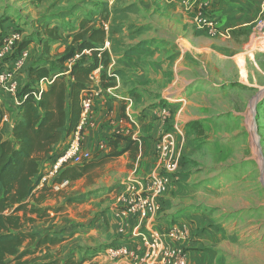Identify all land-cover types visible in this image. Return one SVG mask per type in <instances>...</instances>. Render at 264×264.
<instances>
[{"label":"crops","instance_id":"1","mask_svg":"<svg viewBox=\"0 0 264 264\" xmlns=\"http://www.w3.org/2000/svg\"><path fill=\"white\" fill-rule=\"evenodd\" d=\"M203 2L207 14L221 28L230 30L228 38L210 37L205 31L196 28L192 16L181 5L180 0H115V8L132 5V10L126 15L135 14V27L129 33L131 46L125 49L133 48V52L126 54L125 49H107L105 69L114 70L117 74L114 84L108 86L110 91H103L95 96L87 114L81 145L85 151L91 153V158L83 163L99 160L109 152V141L116 135L138 139V151L134 159L130 151H123L93 167L94 169L90 170L103 171V179L70 196L75 199L73 201H77L76 198L81 196L86 197L81 203H77L80 213L74 217L76 223H73V228L68 231L73 233L76 244L91 247L100 243L106 245L108 241L115 240L114 245L120 244L128 248L135 245L137 248L131 249L138 251L141 248L140 239L131 234L141 224L150 222L163 234L173 225H188L193 229L200 213L193 212V207L187 206L185 199L194 190L182 189L186 186L182 182L179 168L174 174L168 175V187L156 213L141 211L121 217L118 212L123 205L121 196L125 194L124 183L144 178L154 168L155 143L161 134L171 130L174 124L179 123L183 132H186L185 129L191 128V125L197 127L204 123L207 118L201 113L203 99L209 101V93L219 86L228 87L229 79H235L230 72L242 70L236 57L247 51L246 46L252 37L251 24L259 16L261 0ZM126 15L123 19L118 18L119 21H125ZM5 23L1 22L0 26ZM12 25L9 23L0 27V36ZM140 27L142 28L138 31ZM50 39L52 38L44 36L41 45L45 47V42L49 43ZM28 44L23 49L25 66L16 71L19 87L29 80V66L44 59L42 52L35 56L38 58L33 59L27 50ZM90 54H87V59H90ZM6 69H13L10 60L0 63V70ZM243 69L248 70L249 67L245 64ZM239 78L238 76L236 79ZM48 84L49 79L43 78L39 81L38 88L44 89ZM1 117L0 126L6 134L10 133L15 122L21 118L15 96L2 87ZM70 137L71 133L64 137L63 132V138L54 144L52 151L40 161L39 175L46 171L50 162L60 156ZM126 145L125 140L119 141L117 151H122ZM89 171L81 177H85ZM74 181L68 180V190H74ZM50 183L38 184L36 195L49 190L52 185ZM115 183L118 185L111 188ZM91 191L96 192L92 195H82ZM193 196L195 197L196 193L190 197L191 201H194ZM166 242L172 246H186L185 256L190 263L193 251L188 250L189 240L172 242L166 238ZM122 260L124 262L125 258Z\"/></svg>","mask_w":264,"mask_h":264},{"label":"rangeland","instance_id":"2","mask_svg":"<svg viewBox=\"0 0 264 264\" xmlns=\"http://www.w3.org/2000/svg\"><path fill=\"white\" fill-rule=\"evenodd\" d=\"M100 2L115 7V0H0V23L13 24L6 32L20 28L23 38L30 41L27 50L32 58H38L35 56L42 52L43 60L52 68L58 57L72 46V29L80 18L89 14L94 15L92 23L95 25L107 22V31L119 25L120 30L108 40L109 49L124 50L131 46L129 33L135 27V14H127L125 21H119L111 13H99L97 4ZM46 28L55 29L49 43L45 42L47 48L40 43L47 36ZM246 48L244 54L236 57L241 72H230L235 79H229V86H219L209 93V101L203 99L201 113L207 118L204 123L185 129L183 139L175 135L182 143L178 164L186 186L182 189L195 191L185 201L187 206L193 207V212L200 213L193 229L186 225L187 235L179 240H189L188 250L193 251L190 263L186 259L185 264H264V37L252 36ZM254 50L257 51L254 53ZM70 63L68 59L64 64L68 67ZM245 64L248 70L243 69ZM102 177L103 171L90 170L85 177L75 179L72 191L67 189L69 182L58 189L50 185L41 203L60 207V211H51L49 221L25 224V229L36 236L48 234L63 240L25 258L41 261L48 257L63 260L72 256L76 264H126L111 251L121 246L114 245L115 240L90 247L76 244L73 233L68 232L76 223L74 217L80 213L77 207L81 203L69 202L68 197ZM116 185L118 183L110 187ZM193 193L196 196L191 201ZM146 224L138 226L131 235L135 236ZM108 234L106 230L107 237ZM107 246L110 248L104 249ZM169 246L181 248L184 254L187 250L186 246L171 243ZM91 248L96 250L93 256L89 255ZM130 248L137 247L130 245Z\"/></svg>","mask_w":264,"mask_h":264},{"label":"trees","instance_id":"3","mask_svg":"<svg viewBox=\"0 0 264 264\" xmlns=\"http://www.w3.org/2000/svg\"><path fill=\"white\" fill-rule=\"evenodd\" d=\"M97 6L99 13L108 12L119 19L132 10V5L110 8L106 2H100ZM94 18V15L89 14L79 19L78 25L71 31L73 44L58 57L56 66L48 67L43 59L29 66V80L19 88L17 94L21 118L15 122L9 134L0 126V264H76L72 256L63 260L48 257L41 261L25 258L63 240L48 234L36 236L25 229V224L36 220L49 221L51 211H60V207L41 205L44 192L36 195L41 176L39 164L52 151L53 145L63 138V132L66 137L77 126L83 92L89 89L91 72L99 64L96 54L101 53L105 65L108 51L102 43L105 39H112L113 34L120 30L119 25L115 24L106 31L102 23H92ZM45 31L51 38L55 29L46 28ZM29 42L22 39L18 50H23ZM85 49L90 50V59L83 54L70 66H65L68 59ZM132 52L133 48H129L124 53ZM113 73L117 74L114 70ZM43 78H48L49 84L39 89L38 83ZM100 79L103 87L114 84L113 77L103 74ZM121 140H125L127 145L122 151H117V144ZM109 145L110 151L99 160L63 166L55 181L75 180L123 151H130L134 159L138 151V139L130 137L116 135ZM76 199L78 202L83 201L82 197ZM73 200L68 198L69 202ZM95 251V248H91L88 254L93 256Z\"/></svg>","mask_w":264,"mask_h":264},{"label":"built area","instance_id":"4","mask_svg":"<svg viewBox=\"0 0 264 264\" xmlns=\"http://www.w3.org/2000/svg\"><path fill=\"white\" fill-rule=\"evenodd\" d=\"M180 2L192 16L196 28L205 31L210 37L228 38L230 36V30L221 28L207 14L203 0H180ZM107 24V22H102V27L105 30L108 28ZM251 34L256 38L264 37V0L260 2L259 16L251 24ZM22 39V32L19 28H13L0 36V63L10 60L13 66V69L0 70V87L13 94L16 102H18L17 94L20 88L16 71L22 70L25 66L23 50H18ZM108 44L109 41L105 40L103 48L107 50ZM87 53L90 54L88 49L76 53L71 59V63ZM96 57L99 64L91 72L89 89L83 92L79 122L71 132L66 148L56 160L50 162L46 171L41 174L38 181L40 185L51 182L50 184L54 189L60 188L63 184L68 183V180H63L60 183L55 181L63 166L79 165L91 158V153L85 151L81 145L83 126L95 96L103 91H110V87L106 86L103 89L101 86V75L116 78L113 71H106L101 53H97ZM35 96L37 97L36 94ZM175 135L183 136V129L180 124H174L171 130L162 133L158 138L155 145L157 160L148 176L124 183L125 194L123 193L121 196L123 205L118 212L121 217L137 214L141 211L156 213L160 209L161 198L168 187V175L174 174L178 169L182 143L176 140ZM186 235L187 228L185 225H173L163 234L147 222L144 228L135 234L141 242L140 250L136 251L128 247L118 246L111 251L125 258L124 263L126 264H185L186 258L182 249L171 248L166 242V238L170 241H179Z\"/></svg>","mask_w":264,"mask_h":264}]
</instances>
